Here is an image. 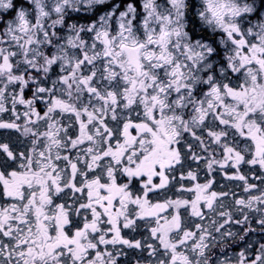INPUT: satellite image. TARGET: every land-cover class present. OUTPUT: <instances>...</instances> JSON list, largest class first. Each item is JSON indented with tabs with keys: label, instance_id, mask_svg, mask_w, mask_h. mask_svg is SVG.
<instances>
[{
	"label": "snow or ice",
	"instance_id": "6c2138e0",
	"mask_svg": "<svg viewBox=\"0 0 264 264\" xmlns=\"http://www.w3.org/2000/svg\"><path fill=\"white\" fill-rule=\"evenodd\" d=\"M0 264H264V0H0Z\"/></svg>",
	"mask_w": 264,
	"mask_h": 264
}]
</instances>
